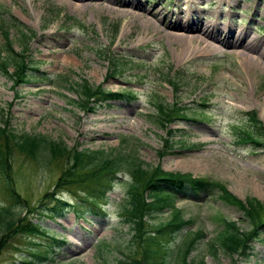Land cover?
I'll list each match as a JSON object with an SVG mask.
<instances>
[{
    "label": "rangeland",
    "instance_id": "1",
    "mask_svg": "<svg viewBox=\"0 0 264 264\" xmlns=\"http://www.w3.org/2000/svg\"><path fill=\"white\" fill-rule=\"evenodd\" d=\"M76 3L90 4L78 8ZM151 9L162 10L164 16L152 18ZM141 14L159 22L163 32L146 23ZM178 15L200 18L210 25L228 22L235 31L245 29L248 40L264 44V0H0V48L4 47L2 29H9L15 51L21 49L16 28L27 34L32 30L26 55L39 70L35 72L38 79L16 87L0 72V120H7L17 131L39 132L68 146L91 149L110 150L117 146V137L126 136L129 147L137 142L136 153L147 165L208 178L222 183L243 201L253 197L264 203V145L242 140L245 132H255L251 115L257 116L264 128V70H247L235 51L240 47L205 40L213 51L173 36L197 33L163 24ZM219 38H228L226 29L219 32ZM184 44L190 45V53L182 51ZM61 76L67 82L60 83ZM169 77L173 82L167 81ZM82 79L106 91H129L134 98L107 99L91 112L80 109L70 100L77 99L73 88ZM157 103L181 106L183 118L172 120L166 131L149 119ZM164 137L177 142L165 147ZM63 166L64 161L45 164L41 158L36 163L14 154L16 189L27 199L20 216L23 222L31 219L37 223L41 232L28 236L17 230L9 234L0 250V264H48L50 261L39 263L35 257L46 251L52 264H118L124 253L133 250L132 231L119 215L128 178L125 171L107 193L106 217H79L86 210L84 203L61 218L37 210ZM62 195L80 203L71 190ZM218 195L213 190L175 201L183 218L191 222L171 242L174 253L167 264H174L185 234L198 229L204 236L188 255L190 263L203 258V264H264V228L260 238L252 241L248 256L220 250L214 256L208 251L223 227L221 218L251 229L242 211ZM3 204L7 203L0 195V206ZM262 213L264 218V210ZM169 216L165 209L151 222Z\"/></svg>",
    "mask_w": 264,
    "mask_h": 264
},
{
    "label": "trees",
    "instance_id": "2",
    "mask_svg": "<svg viewBox=\"0 0 264 264\" xmlns=\"http://www.w3.org/2000/svg\"><path fill=\"white\" fill-rule=\"evenodd\" d=\"M11 20L21 26L15 18L11 17ZM4 30L2 29L4 47L0 48V72L9 76L13 87L38 79L35 72L39 70L36 64H32L31 60L28 61L26 55L28 42L34 35L32 30L27 34L21 28H16L21 45L19 51H15L12 46L9 29L4 28ZM108 74H111V70ZM166 79L170 83L173 82L170 77ZM58 80L60 83L67 82L64 76L59 77ZM74 86L77 99H71V104L90 112L98 106V103L107 99H116L124 95L134 98L129 91H106L101 85L90 84L84 79L75 82ZM183 116L181 106L157 103L154 114L150 115L149 119L167 131L166 127L172 120ZM250 123L251 127L255 128V132H245L242 140L264 145L262 122L257 116L251 115ZM128 141L126 136L117 137V146L110 150L85 148L78 144L68 146L63 140H55L39 132L17 131L7 120L1 119L0 195L7 204L0 206V250L5 246L7 236L17 230L28 236L41 232L37 223L32 222L31 219L23 222L20 216L21 211L27 207V199L16 189L15 177H13V157L15 153H19L36 163L40 162L41 158L45 164L64 161L60 176L51 190L43 196L44 203L40 202L37 205V210L50 218H61L66 211L74 209L76 205L81 206L82 203L86 205V210L79 214V217L85 214L106 217V205L109 204L107 193L112 190L119 173L127 172L128 178L125 182L124 199L119 205V215L121 222L128 225L132 231L134 248L130 253H124L118 264H167L169 255L174 253L171 242L183 233L187 224L191 222V219L183 218L181 210L175 206V201L193 199L201 193H212L213 190H217L223 202L234 205L242 211L251 229H242L236 220L221 218L223 227L209 243L208 251L214 256L219 250L231 255H249L252 241L260 238V231L264 228L262 213L264 203L253 197L243 201L222 183L208 178L196 177L190 173L164 171L158 165H147L136 153L137 142H131L129 147ZM162 142L165 147H172L177 140L171 142L170 138L164 137ZM164 151L166 149L161 150L160 155ZM66 190H71L77 195L80 203L64 197L62 192ZM15 208L21 210L17 212ZM165 209L170 213L168 219L151 222V219ZM203 236L204 232L201 229L185 234L178 245V253L176 256L174 254V264H192L188 260V255ZM52 237L54 238L53 235ZM56 242L62 243L58 240ZM35 255L39 259L37 262L50 261L48 264H52L49 251L37 252ZM33 263L28 261L26 264ZM196 264H203V258H200Z\"/></svg>",
    "mask_w": 264,
    "mask_h": 264
},
{
    "label": "bare ground",
    "instance_id": "3",
    "mask_svg": "<svg viewBox=\"0 0 264 264\" xmlns=\"http://www.w3.org/2000/svg\"><path fill=\"white\" fill-rule=\"evenodd\" d=\"M71 2V0H63ZM110 2H115L116 0H107ZM90 3H80L75 4L78 8H84L88 6ZM149 15L151 17H160L164 16V13L160 9H151L148 10ZM145 19L144 21L147 23H153L156 27L157 31L163 32V29L159 27V22L156 24L154 21L150 20V17H148L146 14H141ZM165 20H167V17H164ZM218 25H210L205 22H202L200 18L195 17H189L188 15L176 17V19L171 20L170 22H166L163 24H166V26H169L170 28H181L183 31H197V33H189L191 35H184L181 33V35L174 34L173 36L180 38L181 41H183V37L186 38L188 42H195L198 45L202 44L204 48L209 50H214L213 47L205 43L206 41L212 40L217 41L225 46H233V47H240V49H236V53L241 57L243 60V63L247 70L254 71L256 69H262L264 70V47L263 43H261L258 40H248L246 37V31L239 30L235 31L234 25H230L228 22H219ZM165 26V25H164ZM227 31L228 38L226 40L219 38V32L225 30ZM165 32V31H164ZM168 35V32H166ZM261 47V50L257 52V49ZM191 50L190 45L184 44L182 46V51L186 53H190ZM257 52V54H255Z\"/></svg>",
    "mask_w": 264,
    "mask_h": 264
}]
</instances>
